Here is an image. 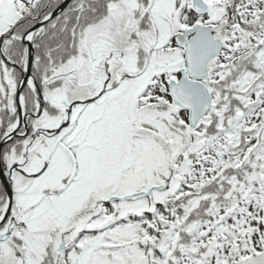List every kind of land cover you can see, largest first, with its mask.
Here are the masks:
<instances>
[{
	"label": "snow or ice",
	"instance_id": "obj_1",
	"mask_svg": "<svg viewBox=\"0 0 264 264\" xmlns=\"http://www.w3.org/2000/svg\"><path fill=\"white\" fill-rule=\"evenodd\" d=\"M0 264H264V0H0Z\"/></svg>",
	"mask_w": 264,
	"mask_h": 264
}]
</instances>
